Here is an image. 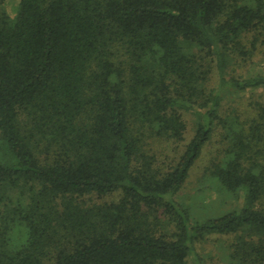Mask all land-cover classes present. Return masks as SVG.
Instances as JSON below:
<instances>
[{"label": "trees", "instance_id": "obj_1", "mask_svg": "<svg viewBox=\"0 0 264 264\" xmlns=\"http://www.w3.org/2000/svg\"><path fill=\"white\" fill-rule=\"evenodd\" d=\"M3 3L0 264H188L212 234L264 264V73L241 70L264 65V0ZM214 131L206 170L240 203L193 220L177 194Z\"/></svg>", "mask_w": 264, "mask_h": 264}, {"label": "rangeland", "instance_id": "obj_2", "mask_svg": "<svg viewBox=\"0 0 264 264\" xmlns=\"http://www.w3.org/2000/svg\"><path fill=\"white\" fill-rule=\"evenodd\" d=\"M17 4L18 0H4L3 6L9 16H14ZM246 69L249 74L264 73V65L261 62L247 65L241 70ZM214 82L215 78L213 77L210 85L213 86ZM225 101V106L236 108L242 117L247 115L248 103L250 102L248 92L241 93L239 96L229 95L225 98ZM182 118L186 123L184 139L179 143L161 146L162 153L166 155V158H176L182 153L185 144L192 136L195 116L190 112H182ZM220 149L219 137L217 131H214L210 139L204 144L198 158L189 169L187 178L177 194L178 201L189 208L190 216L193 220L214 217L215 215L237 207L240 203V200L236 201L230 195L221 192L206 170L210 163L219 157ZM161 157L164 158L162 155ZM117 197L118 194L112 193L102 197L87 195L84 198L87 202H104L115 200ZM231 240L232 237L229 235L221 236L212 234L205 236L194 244V252L187 258V263L228 264L227 254Z\"/></svg>", "mask_w": 264, "mask_h": 264}]
</instances>
